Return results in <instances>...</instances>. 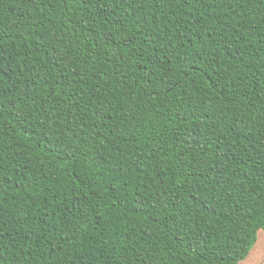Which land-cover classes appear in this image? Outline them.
I'll return each mask as SVG.
<instances>
[{"label":"trees","instance_id":"1","mask_svg":"<svg viewBox=\"0 0 264 264\" xmlns=\"http://www.w3.org/2000/svg\"><path fill=\"white\" fill-rule=\"evenodd\" d=\"M264 231V0H0V264H241Z\"/></svg>","mask_w":264,"mask_h":264},{"label":"rangeland","instance_id":"2","mask_svg":"<svg viewBox=\"0 0 264 264\" xmlns=\"http://www.w3.org/2000/svg\"><path fill=\"white\" fill-rule=\"evenodd\" d=\"M241 264H264V231L258 233L256 244L248 258Z\"/></svg>","mask_w":264,"mask_h":264}]
</instances>
